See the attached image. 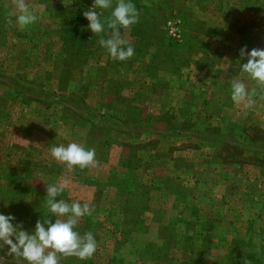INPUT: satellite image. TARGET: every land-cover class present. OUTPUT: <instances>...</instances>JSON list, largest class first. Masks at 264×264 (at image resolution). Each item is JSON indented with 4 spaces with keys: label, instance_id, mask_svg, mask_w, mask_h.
<instances>
[{
    "label": "rangeland",
    "instance_id": "374dc122",
    "mask_svg": "<svg viewBox=\"0 0 264 264\" xmlns=\"http://www.w3.org/2000/svg\"><path fill=\"white\" fill-rule=\"evenodd\" d=\"M23 2L37 20L21 28L17 23L19 0H0V212L14 215L31 231L37 220L48 216L47 185L66 182L67 188L58 199L89 205L92 214L80 218L74 230L81 235L91 232L97 247L87 260L58 254L59 264H240L244 255L263 254L243 245L232 251V259L222 251L217 253L212 248L214 237H209L211 223L203 220L197 227L178 216L180 204L174 207L166 229L158 225L161 217L169 214L163 208L160 213L162 204L151 201L150 192L162 189L166 194L174 181H144L145 174L152 171L147 163L142 170H108L94 164L69 168L51 156L50 148L73 142L91 144L99 147L95 159L107 156L119 163L125 154L121 142L126 143L127 136L134 140L142 135L143 140L152 132L149 126L136 127L138 120L150 110L159 113L165 109L173 115L174 127L179 123L188 130L179 137L205 141L210 138L203 133L212 128L211 116L219 114L220 103L232 101L231 86L238 81L237 75L247 81L251 101L264 105V86L241 70L240 63L246 60L239 56L245 46L249 50L264 48V0H132L138 22L121 27L119 34L134 54L123 61L114 59L101 45V40L113 35L107 24L100 34L87 29V20L85 26H76L78 14L88 10L94 0ZM116 2L112 0L113 7ZM96 11H102L103 21L111 18V8ZM77 47L82 51L77 52ZM217 66L213 76L211 71ZM205 67L210 70L197 73ZM129 69L135 73L126 74L127 84L121 85V76ZM143 76L148 77V83ZM129 82L149 87L156 83L168 89L163 97L173 99L174 105L158 107L157 97L146 90H122ZM100 87L106 89L107 96ZM136 93L148 101L133 104ZM180 114L193 117L183 120ZM247 129L244 124L227 126L222 130L227 145L238 151L243 143L253 147L252 138H261L256 130ZM232 131L236 146L228 144ZM256 144L264 150V143ZM103 146L107 148L104 151ZM134 156L129 155L132 166H141ZM86 173L95 175V183L91 179L87 186L73 183ZM121 181L125 183L121 185ZM178 193L184 200L183 191ZM150 207L158 216L153 225L152 219L144 217ZM195 207L188 205L187 210L194 214ZM258 231L264 238V227ZM240 242L238 237L237 244ZM4 249L7 246L0 244V261L5 258ZM7 257L8 264L26 263L9 252Z\"/></svg>",
    "mask_w": 264,
    "mask_h": 264
},
{
    "label": "crops",
    "instance_id": "0c3cea01",
    "mask_svg": "<svg viewBox=\"0 0 264 264\" xmlns=\"http://www.w3.org/2000/svg\"><path fill=\"white\" fill-rule=\"evenodd\" d=\"M124 32H127V29ZM219 52H217V55H220ZM207 70L210 69L205 67L197 73L205 74ZM218 70V66L214 67L211 74L214 76ZM133 73H135L134 69L124 71L121 76V85L125 86L127 84L124 81L126 74H132L133 76ZM165 73H167V69H165ZM228 73L231 76L237 75L231 73V71H228ZM143 80L148 83L149 79L143 76ZM237 80L248 85L247 81L241 79L239 75H237ZM149 85L152 87L147 86V84L136 85L135 82H129L128 87L122 86L121 89L128 88L130 90H140V92L146 90V92H150V95L153 94L152 97H157L155 100L159 101L157 102L158 107L164 105L172 107L174 105L173 99L169 100V98L163 97L168 94V89L164 90L156 83ZM136 86L137 88H135ZM168 86L172 87V85ZM100 88L103 92L106 90L104 87ZM56 90L54 89V91ZM104 93L103 96H107L106 91ZM131 100L134 102L133 104H140V100H143V102L148 101L147 97L143 98L142 95L137 93ZM197 100L198 98L195 102ZM180 103L184 105L183 101ZM191 104L193 105V102ZM220 105L219 114L212 115L209 119L212 128L207 127V129H204L203 134L205 137L210 136L205 141L197 142L189 137H179L180 134L187 133L188 130L184 129L179 123H176L174 127L171 120L173 115L169 113L168 109L160 110L159 113L150 110L146 117L138 120L140 124L149 125L152 131L148 133L150 135L145 136L146 138L143 140L142 135L139 139L134 140H130L127 136L126 143L121 142V148L125 150L121 162H113L105 156L95 159L93 166L102 165L108 170L115 167L121 169L138 167V170H142L147 163L152 171L150 174H145L147 179H144V181L162 183L169 180L174 181L172 188L165 191L166 194H163L164 190L162 189L158 190V192L161 191L159 195L156 190L154 193L150 192L151 201L162 204L159 206L160 213L162 214L161 210L163 208L169 214L165 217L162 216L161 223L158 225L166 229L170 223V216L175 210L174 207L180 204L181 211L178 216L195 223L197 227L200 226L203 220H206L208 224L211 223L212 231L209 232V237L211 239L214 237L213 250L217 253L222 251L228 255L229 259H232V257L234 258L232 251L236 250L238 246L243 245L246 249L264 251V238L259 236L261 233L258 231L260 227H264V150L258 148L256 144L264 143V105L258 101L249 103L248 99L239 103H235L233 100L229 103L223 101ZM251 105H254L255 108H251ZM244 108L245 113H243ZM179 117H185L183 120H190L189 118L193 115L180 114ZM140 124L133 125L137 127ZM237 124H244L246 129L249 127L257 131L255 133L261 139L252 138L251 143L255 146H253L254 148L250 143H248V146L247 143H243V146L244 144L246 146L244 148L242 146L241 150L238 151L227 145L226 136L223 134L224 132L222 133V130L229 125ZM245 131L248 132V129ZM236 140L235 132L232 131L228 144L235 145ZM83 147L94 150L99 148L91 144H85ZM102 149L104 151L107 148L103 146ZM129 155H135L136 163L141 166H132ZM102 174V176H107V173ZM94 176L86 173L82 179L73 176L77 181H71L77 185L87 186L86 183L90 179L95 182L93 180ZM180 191H183L184 200H180L183 199L178 193ZM164 201H166V207ZM188 205H190V208L196 206L195 208H198L196 213L193 214L190 209L187 210ZM149 211L144 217L152 219L153 222L150 224L153 225L156 223L158 216L153 208L150 207ZM142 224L147 225L145 221ZM140 226L141 224L137 225L138 228ZM204 234H206L205 231ZM238 237L241 240L239 245L237 244ZM4 250L6 255L0 263L8 264V251ZM240 264H264V253L255 257L244 255L240 259Z\"/></svg>",
    "mask_w": 264,
    "mask_h": 264
},
{
    "label": "clouds",
    "instance_id": "9594fccd",
    "mask_svg": "<svg viewBox=\"0 0 264 264\" xmlns=\"http://www.w3.org/2000/svg\"><path fill=\"white\" fill-rule=\"evenodd\" d=\"M19 15L17 23L21 28L34 24L37 16L23 2L17 5ZM112 9L111 18L107 21L101 19L103 13L96 9ZM83 17L88 21L87 29L94 34L105 32V25L113 32L112 38L101 40L109 54L118 60H126L133 56L134 49L125 46V41L120 39L119 29L128 28L138 22L139 13L132 0H117L115 7L112 0H94L88 10L83 11ZM241 70L248 76L264 86V48L249 50L246 46L239 51ZM231 98L239 103L245 99L251 102L246 85L234 81L231 86ZM50 154L57 161L66 164L69 168L79 166L81 169L95 163V150L87 149L78 143L53 144ZM67 188V183L48 184L46 187L47 218L37 220L34 229H25L22 222L12 214L0 212V244L7 246L9 254L26 261V264H59L58 254L75 256L80 260L91 258L96 252V240L91 232L81 235L74 230L78 220L92 214V209L87 203L79 201L69 203L58 199ZM66 217V219H61ZM54 218V219H53Z\"/></svg>",
    "mask_w": 264,
    "mask_h": 264
},
{
    "label": "trees",
    "instance_id": "16d2710c",
    "mask_svg": "<svg viewBox=\"0 0 264 264\" xmlns=\"http://www.w3.org/2000/svg\"><path fill=\"white\" fill-rule=\"evenodd\" d=\"M86 24V19L83 17V14H78V17H77V24L76 26H85ZM79 50H76L77 52H81L82 51V48L80 47H77ZM1 84V83H0ZM28 100V99H27ZM140 124V123H139ZM148 127L149 125H145V124H140L139 127ZM111 183L115 182L114 179H110L109 180ZM108 181V182H109ZM95 183V182H94ZM125 183V181H121V185ZM116 184V183H115ZM98 185V184H97ZM117 185V184H116ZM118 186V185H117ZM159 262L157 261L155 264H158ZM125 264H128V263H125ZM161 264H165V263H161Z\"/></svg>",
    "mask_w": 264,
    "mask_h": 264
}]
</instances>
